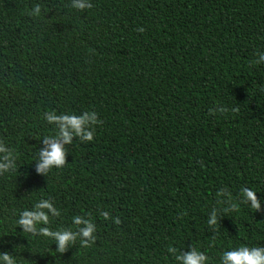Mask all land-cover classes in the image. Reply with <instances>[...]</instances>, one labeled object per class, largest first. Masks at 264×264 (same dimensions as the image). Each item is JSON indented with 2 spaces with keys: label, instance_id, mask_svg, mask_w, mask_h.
I'll list each match as a JSON object with an SVG mask.
<instances>
[{
  "label": "trees",
  "instance_id": "1",
  "mask_svg": "<svg viewBox=\"0 0 264 264\" xmlns=\"http://www.w3.org/2000/svg\"><path fill=\"white\" fill-rule=\"evenodd\" d=\"M51 143L65 164L41 168ZM242 246L264 247V0H0V257L221 264Z\"/></svg>",
  "mask_w": 264,
  "mask_h": 264
},
{
  "label": "clouds",
  "instance_id": "2",
  "mask_svg": "<svg viewBox=\"0 0 264 264\" xmlns=\"http://www.w3.org/2000/svg\"><path fill=\"white\" fill-rule=\"evenodd\" d=\"M76 6L80 9H83L87 5H85L84 3H78ZM139 31L143 32L144 29L140 28ZM220 111L223 112L224 109L221 108ZM48 119L50 122L58 121L60 123L61 133L65 143H71V134L68 130L69 126L73 130H75L77 135H80L82 131V126L85 121V118H70L66 115L62 117H56L55 115H51L48 117ZM93 120H95V116H93ZM85 136L89 140L92 139L91 133H85ZM41 155L43 158V164L41 165V168L53 165L62 167L65 164L66 151L63 145L60 143H51L50 150L42 152ZM244 191L246 193V196L252 201L251 207L253 209L259 210L260 204L256 199V192L251 189H245ZM44 206L50 207V205ZM232 207L235 208V205H233ZM104 218H107L106 215L104 216ZM33 220H43L45 223L48 222L47 216H45L43 213H40L39 215H33L32 213L25 211L23 214V218L19 221V223L21 225L27 226L30 225ZM116 223L119 224L120 221L117 220ZM211 223H216L215 217L213 218ZM41 231L45 234H49L48 229H42ZM92 231V225L89 224V226L83 230V235L85 237H90ZM56 238L59 241L60 245L59 251H65V244L68 242L69 239H71L70 234L67 232L57 233ZM0 258L8 260L9 264H12V261L7 254H2V257ZM179 258H182L184 260V264H204V262L208 259V257L204 253H198L196 251H193L183 257H178V259ZM221 264H264V247L249 248L247 246H242L238 249L226 251L222 255Z\"/></svg>",
  "mask_w": 264,
  "mask_h": 264
}]
</instances>
